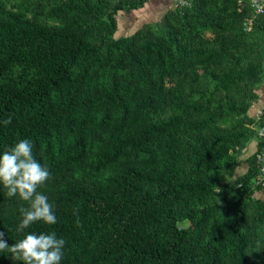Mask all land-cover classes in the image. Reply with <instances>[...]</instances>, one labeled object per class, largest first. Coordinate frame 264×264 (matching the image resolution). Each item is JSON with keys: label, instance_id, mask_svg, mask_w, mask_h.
<instances>
[{"label": "trees", "instance_id": "16d2710c", "mask_svg": "<svg viewBox=\"0 0 264 264\" xmlns=\"http://www.w3.org/2000/svg\"><path fill=\"white\" fill-rule=\"evenodd\" d=\"M145 1L0 0V154L30 139L57 218L25 231L63 238L61 264H264L258 151L228 181L264 126V14L189 0L115 38ZM21 206L0 186L9 245Z\"/></svg>", "mask_w": 264, "mask_h": 264}, {"label": "clouds", "instance_id": "9594fccd", "mask_svg": "<svg viewBox=\"0 0 264 264\" xmlns=\"http://www.w3.org/2000/svg\"><path fill=\"white\" fill-rule=\"evenodd\" d=\"M183 3V0H180ZM12 118L0 123L7 126ZM51 179L49 168L39 162L33 153L30 139H22L0 154V186L8 197H15L22 205L15 231L21 238L9 245L5 233L0 232V253H8L13 264H61L66 241L55 231L26 232L35 223L54 225L57 222L53 205L41 189Z\"/></svg>", "mask_w": 264, "mask_h": 264}, {"label": "crops", "instance_id": "0c3cea01", "mask_svg": "<svg viewBox=\"0 0 264 264\" xmlns=\"http://www.w3.org/2000/svg\"><path fill=\"white\" fill-rule=\"evenodd\" d=\"M178 1L179 0H146L141 7L135 10H131L130 12L123 11L118 16V26L115 38L131 35L144 25L157 22L168 10L173 9ZM261 2L264 5V0H261ZM259 51L262 56L263 79L261 83L255 87L254 93L256 99L251 103L247 111L248 117L254 121H258L261 113L264 111V41L262 42ZM258 148L259 139L255 138L247 143L238 156L239 164L235 168L232 177L228 179L230 184H233L232 181L235 183L237 179L246 173L248 169L247 159L253 154H256ZM262 197H264V188L255 193L256 199Z\"/></svg>", "mask_w": 264, "mask_h": 264}, {"label": "built area", "instance_id": "2783aa9c", "mask_svg": "<svg viewBox=\"0 0 264 264\" xmlns=\"http://www.w3.org/2000/svg\"><path fill=\"white\" fill-rule=\"evenodd\" d=\"M189 0H183V3L178 1V7H183L188 5ZM249 6L252 9L255 15L264 14V5L261 0H249ZM245 31H249L251 27V20L246 19L244 21ZM258 138H259V150L257 155V163L259 167V172L255 177L254 185L256 187L264 188V126L260 127L258 130Z\"/></svg>", "mask_w": 264, "mask_h": 264}, {"label": "rangeland", "instance_id": "374dc122", "mask_svg": "<svg viewBox=\"0 0 264 264\" xmlns=\"http://www.w3.org/2000/svg\"><path fill=\"white\" fill-rule=\"evenodd\" d=\"M246 1V3H248V0H245ZM178 2L174 5V7H173V10H176V8H178ZM189 5H190V1L188 2V5L187 6H183V7H181V8H188L189 7ZM180 8V7H179ZM120 15V14H119ZM256 18V17H255ZM258 136V135H257ZM257 139V138H256ZM228 179H229V177H228ZM233 183H234V181H232ZM181 228L182 227H184V228H186V227H188L189 226V223L188 222H183V223H181L180 225H179Z\"/></svg>", "mask_w": 264, "mask_h": 264}]
</instances>
